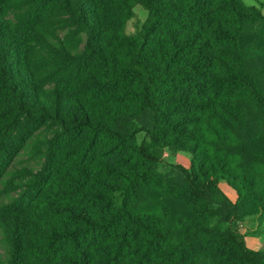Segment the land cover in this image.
<instances>
[{"label":"trees","instance_id":"1","mask_svg":"<svg viewBox=\"0 0 264 264\" xmlns=\"http://www.w3.org/2000/svg\"><path fill=\"white\" fill-rule=\"evenodd\" d=\"M166 151L190 165L163 176ZM0 264H264L261 11L0 0Z\"/></svg>","mask_w":264,"mask_h":264},{"label":"rangeland","instance_id":"2","mask_svg":"<svg viewBox=\"0 0 264 264\" xmlns=\"http://www.w3.org/2000/svg\"><path fill=\"white\" fill-rule=\"evenodd\" d=\"M243 2L247 6L257 7L264 16V8H261L259 6L258 0H243ZM133 9H134V16L127 22L125 26V33L127 35H134L136 32H138L147 18V12H145L144 9L138 4H136ZM65 31L66 30L64 28L57 29L58 35L60 37L65 33ZM35 144H38V141L32 143L28 149L33 148ZM37 164H38L37 161L31 160L28 157L27 153H24L19 157L15 167L18 168L22 165H29L32 167H36ZM173 165H182L188 167L190 165L189 155L184 153H170L166 151L164 152V161L161 164H159L156 169L161 174H164L163 176H165L170 171V168ZM220 188L232 201L235 200V194L225 184L220 183ZM19 194L20 193H9V196H11L12 198L10 199L7 198V202L11 199H17L19 197ZM177 209H179V207H177ZM229 227L234 232H236L242 238V240H244L248 248L252 250H259L262 248L263 241L260 237H258L255 234L256 231L255 224L251 219H247L243 222L229 223Z\"/></svg>","mask_w":264,"mask_h":264}]
</instances>
